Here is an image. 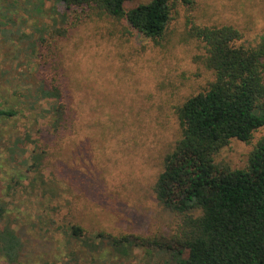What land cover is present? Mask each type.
I'll list each match as a JSON object with an SVG mask.
<instances>
[{
    "label": "rangeland",
    "instance_id": "1",
    "mask_svg": "<svg viewBox=\"0 0 264 264\" xmlns=\"http://www.w3.org/2000/svg\"><path fill=\"white\" fill-rule=\"evenodd\" d=\"M150 1L129 0L126 10ZM193 2L177 0L165 35L155 41L123 19L91 17L55 0H0V108L17 111L0 119V233L11 228L22 243L14 263L0 251V264L187 259V251L173 243L183 216L162 206L154 187L164 157L180 138L176 107L215 81L190 29L231 26L246 48L264 37V0ZM55 8L67 14L70 28L52 40L68 101L67 123L54 135L50 105L33 103L29 95L48 77L41 56L51 24L61 19ZM263 138L264 128L249 143L232 140L215 162L245 170ZM72 226L90 237L133 236L158 245L136 248L128 258L91 254L71 238Z\"/></svg>",
    "mask_w": 264,
    "mask_h": 264
},
{
    "label": "trees",
    "instance_id": "2",
    "mask_svg": "<svg viewBox=\"0 0 264 264\" xmlns=\"http://www.w3.org/2000/svg\"><path fill=\"white\" fill-rule=\"evenodd\" d=\"M55 1L66 10L89 12L91 17L123 19L155 41L165 35L177 2L151 0L126 10L129 0ZM179 1L185 6L194 3ZM56 11L61 19L51 24L47 52L41 56L48 77L29 95L33 103L50 105L54 135L67 123L68 101L52 40L66 36L70 28L67 14ZM49 19L52 23V16ZM190 36L203 44V63L214 73L215 81L176 107L180 138L164 157L154 192L162 206L183 216L173 239L188 253L181 264H264V138L245 170H231L215 162V156L232 140L249 143L264 128V37L259 46L246 48L239 44L241 32L231 26H193ZM15 116L17 111L0 108V119ZM4 215L0 199V221ZM70 236L86 252L105 251L123 258L131 257L136 248L158 245L133 236L99 233L90 237L79 226L71 227ZM0 242V251L14 263L22 246L15 231L6 228L0 233Z\"/></svg>",
    "mask_w": 264,
    "mask_h": 264
}]
</instances>
